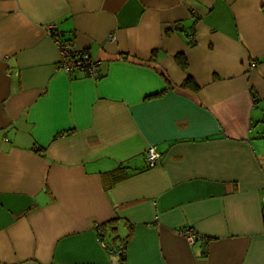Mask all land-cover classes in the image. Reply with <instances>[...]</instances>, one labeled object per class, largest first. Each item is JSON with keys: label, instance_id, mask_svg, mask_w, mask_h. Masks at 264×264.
I'll return each mask as SVG.
<instances>
[{"label": "crops", "instance_id": "crops-1", "mask_svg": "<svg viewBox=\"0 0 264 264\" xmlns=\"http://www.w3.org/2000/svg\"><path fill=\"white\" fill-rule=\"evenodd\" d=\"M50 24L97 81L56 70ZM121 243L124 264H264V0H0V264Z\"/></svg>", "mask_w": 264, "mask_h": 264}, {"label": "built area", "instance_id": "built-area-1", "mask_svg": "<svg viewBox=\"0 0 264 264\" xmlns=\"http://www.w3.org/2000/svg\"><path fill=\"white\" fill-rule=\"evenodd\" d=\"M176 27L180 28V25L177 24ZM45 30L57 51V62L55 65L57 71L62 72L71 79L75 78V75L79 73H83L86 77L94 81L100 78L99 62L93 60L87 50L78 48L72 40L63 39L56 24L46 26ZM189 39L191 40L192 37H189ZM250 65H255V62H251ZM145 159L147 167H153L159 161L160 154L155 147H150L145 152ZM93 227L97 232H100V225L94 224ZM180 234L183 235L189 243H192L195 239V234L190 229L181 231ZM111 254L114 264H124V243H121L118 247L113 249Z\"/></svg>", "mask_w": 264, "mask_h": 264}, {"label": "trees", "instance_id": "trees-1", "mask_svg": "<svg viewBox=\"0 0 264 264\" xmlns=\"http://www.w3.org/2000/svg\"><path fill=\"white\" fill-rule=\"evenodd\" d=\"M190 40V39H189ZM190 45L193 44V39L190 40L189 42ZM175 60L177 62V64L179 65V67L182 69V70H186L187 68V63H186V60L185 58L183 57L182 54H178L175 56ZM182 88H186V89H189L193 92H196L199 87L195 84V82L193 81V79L191 77H187L182 85H181ZM252 97H253V100L255 99V96L252 94Z\"/></svg>", "mask_w": 264, "mask_h": 264}]
</instances>
